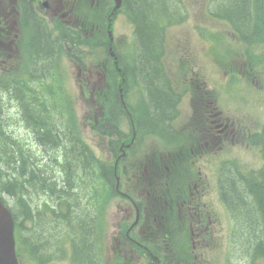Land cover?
I'll use <instances>...</instances> for the list:
<instances>
[{"label":"flooded vegetation","instance_id":"flooded-vegetation-1","mask_svg":"<svg viewBox=\"0 0 264 264\" xmlns=\"http://www.w3.org/2000/svg\"><path fill=\"white\" fill-rule=\"evenodd\" d=\"M113 6V0H0V76L29 83L36 65L55 58L78 63L88 84L94 73L85 64L115 45L121 12ZM36 32L50 47L47 60L37 64ZM156 72L167 111L155 124L170 144L169 181H163V150L151 151L156 164L151 168L143 161L148 155L139 158L146 150L141 141L128 151V227L140 234L143 221L153 216L157 235L172 240L170 247L156 248L164 264H264V97L247 98L241 88L243 80L257 82L253 71L237 72L241 87L234 95L212 88L209 74L177 70V60L170 78ZM140 80L149 91L145 72ZM252 212L260 229L254 235L262 239L255 245L245 241L250 226L245 214Z\"/></svg>","mask_w":264,"mask_h":264},{"label":"trees","instance_id":"trees-1","mask_svg":"<svg viewBox=\"0 0 264 264\" xmlns=\"http://www.w3.org/2000/svg\"><path fill=\"white\" fill-rule=\"evenodd\" d=\"M166 1L155 0L154 6L163 8L166 6ZM130 2L139 17L136 20H140L139 33L143 37L142 45L146 62L143 72L146 74L150 87L156 90L154 81L157 72L156 70H149V67H151V64L155 66L156 55L152 48L158 45V35L154 32L153 27L146 25V19L144 18V13L149 12L153 5L150 6L147 0H130ZM257 6H259L258 0H231L224 11H229L230 18L237 22L238 27L245 34V32L250 33L256 28L255 24L258 22V18L255 22L253 14L255 10L257 16ZM151 31L154 32V38L150 33ZM35 46L36 48L39 46L38 50L43 55H46V51L50 48L37 32L35 33ZM41 53H36L37 63L41 60ZM45 60H47V55L42 58V61ZM148 64H150L149 67ZM34 98L31 107H28V103L24 101L22 114L28 124L32 126L36 141L39 145L42 144L43 150H55L57 153L62 144V152L65 153L62 159L64 177L62 178L61 173L58 171L49 172L45 168L50 166L47 161L40 157L38 159V154L33 155L22 141L14 140L4 130L2 105L0 103V194L4 193L12 199L14 208L11 207V210L16 226L20 227L21 225L23 227L24 223L30 220L41 228L38 231L39 234L34 233L33 228L27 230L26 233L28 244L34 249L38 263L46 262L50 259L49 257L55 256L48 252L42 258L40 257L46 251V243L52 242L50 238H52V233L57 228L55 226L59 225V221H62L65 227L63 233L66 234V240L60 238V242L57 244L58 250H60L58 252L59 257L61 255L68 257L69 255L72 264H96L93 261L94 254L91 248L92 243H90L94 219L90 218L79 201V198L84 197V190L81 189L80 184L86 185L89 182H95L97 176H102L103 173L106 175L105 170L107 168H105L104 161L94 158L90 153L86 144L81 140L78 129L70 123H62V128L60 127L51 111L49 113L45 107L47 106L44 101L46 97L43 93L37 92L36 89ZM107 125L109 126L108 123ZM98 129L102 135L104 128L99 126ZM48 157L54 161L57 155L49 154ZM96 168H101L102 171L96 172ZM40 192L50 193L52 198L57 196L59 201L64 202L66 206L64 213L55 212V215H59L53 220L58 222L55 224L50 223L52 224L51 228L54 229L50 234L44 233L45 228L43 227L49 222L44 218L43 211L35 212V207H38V205L34 206L30 202L32 194H39ZM252 195L255 196L253 193ZM245 216L249 220L248 225H250L246 232L249 238L252 239L250 241L255 245L256 242L262 240L261 237L254 235L255 232L260 230L258 224L256 223V226L254 224L255 213L245 214ZM45 236L48 238L46 239ZM41 237H44V240Z\"/></svg>","mask_w":264,"mask_h":264},{"label":"rangeland","instance_id":"rangeland-1","mask_svg":"<svg viewBox=\"0 0 264 264\" xmlns=\"http://www.w3.org/2000/svg\"><path fill=\"white\" fill-rule=\"evenodd\" d=\"M190 0H184V3L191 8L192 5H190L189 3ZM150 6L151 4L154 6L155 5V0H148ZM192 9V8H191ZM194 19H189L185 22H183L182 24L180 25H176V30L174 31H177V36L178 37H181L182 38V44L181 46L180 45H177L176 47H178L179 49H182L183 52L177 54L176 56H183L185 58H188L190 60V63L188 65V71H191V70H194V71H200L201 72V75L203 74H209L210 75V86L212 87V84L213 82L216 80V79H221L222 78V75L219 74L220 71L223 70V66H227L226 69H228L229 65H233L234 64V55H232L231 59H232V63H228V59L230 58H220L223 62H224V65L223 66H219L218 65H215V55H214V48H213V45L211 47H209V51H210V57L206 56L205 54V50H207L206 46L196 37V35L194 34V32L191 30L190 28V23L193 21ZM147 24V22H145ZM120 30L123 31V32H127V28L125 25H121L120 26ZM154 38V32H150ZM232 37H228L227 39V43L229 41H231ZM222 43V41H221ZM221 43L218 44L220 45L221 47ZM230 45H227L226 47H229ZM152 50H155V48L153 47ZM41 55H43L41 53ZM145 57V56H144ZM170 55L168 57V65H169V62H170ZM41 61H42V58H41ZM142 65H143V71H144V67L146 65V62L144 60V58L142 59ZM150 64H148V67H149ZM193 68V69H192ZM149 70H156L155 69V66L153 64H151V67H149ZM62 74L65 75V80H67V92L71 95L70 97V100L72 102V107H73V110L74 112L76 113L77 115V118L79 120V122L82 124V129H83V135L84 137L87 139V138H90V133H89V130L87 128L86 125H83V118L85 117V111H84V103L86 102V99H83L81 98V96L78 94V90L73 87L72 85V82H74L73 80H71L70 84L68 82V73H67V70L63 69L62 68ZM150 81L153 82V80L151 78H149ZM202 82V81H201ZM148 83V81H147ZM154 86L156 87V90H153L152 87H150V84H149V87L150 88V92H151V95L148 93H146V106L144 107V109H146L147 111V114H144V118H145V121H146V124L145 126H150L151 123H155L156 120H159L160 118H162V113L164 111H167L165 109V106H166V98L165 99H160V96L159 93H157V90H163L160 85H158V83L156 81H154ZM155 91L157 94H155ZM247 94L249 96H256L258 95V92H254V91H249L247 92ZM10 111V113L14 114L16 113L15 109H7ZM162 111V112H161ZM135 118L138 120L140 118V115L139 113H135L134 114ZM124 124L126 125V128L128 130V126H127V119L125 120L124 118ZM13 127L14 131H13V135L16 137V138H23L24 140H26L28 138L26 132L24 129L20 128V127ZM22 140V139H20ZM149 143H153L155 144L156 146H158L159 142L158 140L156 139H151L149 140ZM102 148V146H101ZM103 149V148H102ZM100 150V149H99ZM51 150L49 151H44L43 153V156L44 157H47V153H50ZM51 154V153H50ZM241 189V188H240ZM117 211V209L115 208V216L112 215V213H110L109 217L110 219H114L115 221H117V219L119 218V213ZM28 225V224H27ZM52 224L50 223H46V225L43 227L45 228L44 229V233H48L50 234L54 229L51 228ZM40 227H38V229H36L34 231V233L36 234H39L38 231H40ZM112 231H106V233H104L102 235V239L100 240V245H101V248L104 249L110 242H109V236L111 234ZM56 231H54L52 233L55 234ZM46 237V236H45ZM48 237H46L47 239ZM42 240H44V237H41ZM245 240V238H243ZM252 240L251 238H247L245 241H247L248 244H250L248 241ZM48 241V240H46ZM243 242V241H242ZM52 245L50 243H46V250L48 249H51ZM21 261H22V264H26L27 260L23 258H21ZM44 264H65V262H62V260L60 259H56L54 261H51V262H48V263H44Z\"/></svg>","mask_w":264,"mask_h":264},{"label":"water","instance_id":"water-1","mask_svg":"<svg viewBox=\"0 0 264 264\" xmlns=\"http://www.w3.org/2000/svg\"><path fill=\"white\" fill-rule=\"evenodd\" d=\"M264 13V0H263ZM0 264H18L14 250L13 221L0 200Z\"/></svg>","mask_w":264,"mask_h":264}]
</instances>
